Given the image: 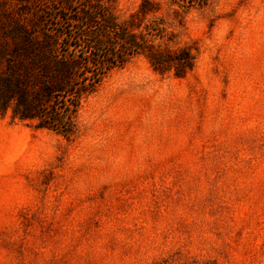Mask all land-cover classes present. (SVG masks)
I'll use <instances>...</instances> for the list:
<instances>
[{
	"label": "rangeland",
	"instance_id": "1",
	"mask_svg": "<svg viewBox=\"0 0 264 264\" xmlns=\"http://www.w3.org/2000/svg\"><path fill=\"white\" fill-rule=\"evenodd\" d=\"M153 1L156 44L195 57L184 76L137 54L58 128L16 97L0 115V264H264V0ZM141 2L110 4L126 18ZM11 5L84 54L66 19Z\"/></svg>",
	"mask_w": 264,
	"mask_h": 264
},
{
	"label": "trees",
	"instance_id": "2",
	"mask_svg": "<svg viewBox=\"0 0 264 264\" xmlns=\"http://www.w3.org/2000/svg\"><path fill=\"white\" fill-rule=\"evenodd\" d=\"M18 1L32 5L33 0ZM34 1L43 5L41 11L50 13L49 17L61 24L66 19L76 27L78 45L72 47L76 52L80 46L84 54H79V59L76 54L70 57L67 51L61 53L59 37L68 36L64 30L58 35L47 30L37 33L23 19L30 14L29 10L14 14L11 0H0V115L7 112L16 97L18 102L25 103V108L19 110L24 118L44 117L47 107H52L54 121L44 119L43 127L58 128L57 122L65 121L111 68L122 66L133 55H146L160 73L174 68L177 77L184 76L194 66L195 57L190 49L174 51L156 44V37L163 36V24L144 23L146 15L158 9V3L153 0H142L139 9L126 18L116 13L110 4L112 0ZM210 1L170 0V4L177 6L173 9L178 12V8L188 11L205 7ZM56 3L70 15L56 17L53 8ZM71 45L68 43V49ZM95 55L104 59L93 60Z\"/></svg>",
	"mask_w": 264,
	"mask_h": 264
}]
</instances>
